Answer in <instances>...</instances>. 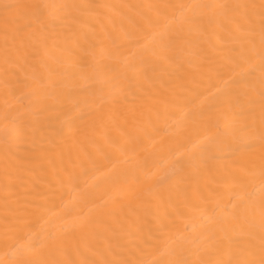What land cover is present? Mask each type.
<instances>
[{"label":"bare ground","instance_id":"bare-ground-1","mask_svg":"<svg viewBox=\"0 0 264 264\" xmlns=\"http://www.w3.org/2000/svg\"><path fill=\"white\" fill-rule=\"evenodd\" d=\"M0 264H264V0H0Z\"/></svg>","mask_w":264,"mask_h":264}]
</instances>
